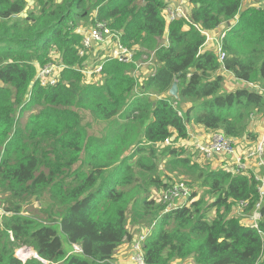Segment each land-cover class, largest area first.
<instances>
[{
  "label": "trees",
  "instance_id": "16d2710c",
  "mask_svg": "<svg viewBox=\"0 0 264 264\" xmlns=\"http://www.w3.org/2000/svg\"><path fill=\"white\" fill-rule=\"evenodd\" d=\"M187 1L188 22L166 25L167 0H38L37 12L27 13V0H0V210L11 214L0 215V264H114L116 250L131 241L128 217L147 226L157 220L142 248L147 264H264V199L258 210L263 237L235 212L240 202L246 204L241 215L255 211L253 178L199 166L182 148L162 146L188 140L189 126L232 140L256 138L249 126L254 115L264 117V1L245 9L239 0ZM235 19L220 63L205 47L206 33ZM95 21L120 32L137 60L154 53L158 68L143 82L140 98L133 95L131 66L106 63L99 85L83 84L73 69L85 57H79L82 35L72 25ZM165 34L168 46L162 47ZM55 56L66 67L59 84L31 85L35 64L45 66ZM221 73L244 86L223 92ZM174 82L178 101L167 96ZM31 108L38 111L21 124ZM86 118L105 125L101 139L88 135ZM163 155L173 170L198 175L213 198L207 207L194 201L162 214V205L149 199L150 188H166L158 176ZM63 176L70 178L66 191ZM195 196L192 190L191 200ZM46 197L55 201L41 210L47 224L23 216L31 200ZM61 235L81 253L67 252ZM21 248L39 260L22 263L15 256Z\"/></svg>",
  "mask_w": 264,
  "mask_h": 264
},
{
  "label": "built area",
  "instance_id": "2783aa9c",
  "mask_svg": "<svg viewBox=\"0 0 264 264\" xmlns=\"http://www.w3.org/2000/svg\"><path fill=\"white\" fill-rule=\"evenodd\" d=\"M239 1L243 5L246 0ZM187 5V0H175L173 4H167L162 13L165 24L169 25L172 22L180 20L188 22V11L186 9ZM87 28L89 29L85 30ZM87 28L77 31V33L82 35L79 57H86L87 52L91 49L97 47H101V49L96 51V57L92 63L94 66L92 68L89 66V62L87 61H84L82 66L73 68L84 78L83 84H101L103 82L102 72L104 65L109 62L133 67L130 77L135 83L136 77L140 72L143 71V68L147 64L155 62L154 53L143 54L140 59L137 60L135 52L122 44L121 33L110 30L106 23L95 21V24L92 27ZM227 31L228 30L222 32L214 40V52L220 63L226 58V54L223 51L222 42ZM160 45L162 47L168 46L166 34L163 38L162 44ZM35 66L37 73L34 75L31 85L37 83L42 88L54 87L59 84L61 80V73L64 69H66V67L60 62H51L45 66H38L35 64ZM154 73L150 74L149 76L154 75ZM92 74L96 76L95 84L94 80L91 79ZM135 87L133 95L135 97H140L142 95V91H140L141 86L136 92ZM249 87L255 90H260L258 87H254L251 84ZM260 92L263 91L260 90ZM144 95L151 96L149 94ZM172 107L175 109L176 104L173 103ZM176 112L178 116H181L180 110ZM188 137L194 140L193 143L195 150L199 153L205 163H212L214 169H220L222 172L230 175L231 177L249 175L256 178L255 182L258 185L257 193L259 202L254 207L255 211L246 216L241 215L243 209L246 207V204L244 202H240L235 212L238 216L246 220V225H248L251 230L263 237L259 228L262 218L258 210L260 208L261 201L264 199V179L261 178V175H264V130L257 139L256 144L254 143L255 141L253 142L254 144H247L246 140L248 139L245 137H243L241 140H232L220 132L208 133L205 138H198V136L193 137L188 132ZM163 145L171 146L174 144L171 142V140H166L162 146ZM191 195L192 190L182 183L167 185L166 188L161 192L158 199L159 203L163 206L162 214H168L184 207H189ZM0 215L11 216L10 213H6L4 211H2ZM156 222L157 220H154L148 227L143 228V232L132 242V264H147L144 260L142 248L145 239L154 229ZM72 253L80 254L81 250L79 246H73ZM261 259L264 260V250Z\"/></svg>",
  "mask_w": 264,
  "mask_h": 264
},
{
  "label": "rangeland",
  "instance_id": "374dc122",
  "mask_svg": "<svg viewBox=\"0 0 264 264\" xmlns=\"http://www.w3.org/2000/svg\"><path fill=\"white\" fill-rule=\"evenodd\" d=\"M37 1L38 0H27V5H26V8H25V13L27 12H37ZM262 6V4L260 5ZM259 6V7H260ZM24 17V13L20 14V16L18 18H22ZM86 25H84L83 23H78L76 26L72 25V29H78V30H82V29H85ZM87 28V27H86ZM89 28L85 29V30H88ZM83 30V31H85ZM163 42V39L159 41L160 44H162ZM99 49H101V47H97V48H94V49H91L87 52L86 54V57L84 58V61H87L89 62V66L92 68L94 65L92 64L94 62V58H95V55H94V51H98ZM53 59V62L54 63H57L59 62V59L57 56L55 57H52ZM158 68V65L155 63H150V64H147L144 68H143V71L139 73V75L136 77V82H135V92L139 90V87L142 86L143 82L148 78L150 77L149 75L156 72ZM91 79L94 80V84L96 83L95 82V79H96V76L94 74H92L91 76ZM103 80V78H102ZM84 81V78L82 77V83ZM241 86H244L243 84H240ZM225 86V85H224ZM240 87V86H239ZM250 88V87H249ZM229 89H232V86H230L229 84L226 85V87H224L223 91H227ZM262 91L264 89H261ZM141 97V96H140ZM140 97H137V98H140ZM38 111V108H31L30 110H26L23 114V116L21 117L20 119V123L24 124L26 119L33 115L34 113H36ZM18 114L19 113V110L17 112V117L19 116ZM256 115H254L252 118H251V122L252 121H255L256 118H255ZM261 116V115H260ZM263 115L261 116L260 118V121L257 122L258 125L262 126L263 127V122H264V117L262 119ZM115 119H118V118H115ZM91 122V119L90 118H86L85 120H83V125H90V127L87 128V132H88V135L89 136H95V137H98L99 139H101L105 132H106V129L107 128H104V124L103 125H96L94 123H90ZM254 123V122H253ZM191 129V130H190ZM264 129V128H263ZM189 132L191 133V135L193 137L195 136H198L196 133H192L193 131V126H189ZM187 130V131H188ZM173 140H175V138H173ZM194 140L190 137H188V140L186 141H177L174 143V145L172 146L173 148L174 147H177V148H182L183 150H185L186 154L188 155V157L193 161L195 162L197 165H203V164H207L205 163V161L201 158V156L199 155V153L195 150V147H194ZM257 140H255V144H256ZM253 143V144H254ZM252 144V145H253ZM164 147H169V146H166V145H163ZM83 158V156L81 157V159ZM158 164H159V178L160 180H163V182L166 183V186L169 185V184H184L186 186H188L191 190H193V192L196 193V196L194 197L193 200L190 201V204L194 201H198L201 203L202 205V208H205L207 207L211 201H212V197L210 195H208L207 193V190L203 187L200 186V183H201V179H197L198 175L196 174L194 177H191V176H188L187 174L181 172V170H173L171 167H168L167 163L170 161V158L169 157H165L164 155L163 156H159L158 157ZM80 164V161L77 163V166ZM209 165V168L212 169L213 165L212 163L211 164H208ZM76 166V167H77ZM75 167V168H76ZM82 169L83 166H82ZM253 178L254 181H256V178L254 176H251ZM261 178L264 179V175H261ZM198 180L197 182L195 181ZM60 185L63 187L64 191L67 190L68 188V185H69V182H70V178L68 177H61L60 179ZM162 188L160 190H155L153 188H150L149 191H148V195H149V199L150 200H153L154 202L159 203L158 199H159V196L162 192ZM1 196H0V200H1ZM55 201L53 199H47L44 198L43 200H38V199H33L29 202V204L24 208L25 209V213L23 214V216H26V217H30V218H36L37 220L41 221L43 224H47V218L41 214V210L45 209V208H48V207H51V206H54ZM190 206V205H189ZM2 212V210H0V213ZM30 214H32L33 216H30ZM232 216H234L233 214H231ZM140 220L139 219H132L130 217H128L127 219V223H126V227L131 235V241L126 243L127 241L124 242V244L119 247L114 256H113V263L114 264H117L116 263V259H118L119 257L125 255L126 256V263H131V256H132V252H131V245H132V242L143 232V228H146L148 227L146 224L149 223L146 222V224H142V223H139ZM55 227L57 229H59L58 227V224H55ZM61 239L63 241V246L66 248L67 252H71L72 253V248L70 247H67L66 244H65V241H64V237L61 235ZM70 248V249H69ZM31 250L30 248H21V249H18L16 251V257L22 262L24 263L26 260L28 259H31V258H35V254L33 253V251L31 250V253L28 257L26 256V250ZM121 251V254L122 255H117V253ZM117 255V256H116ZM176 261H179V262H182V263H185V262H192L191 260L187 259V260H175L173 261L171 264H173L174 262Z\"/></svg>",
  "mask_w": 264,
  "mask_h": 264
},
{
  "label": "crops",
  "instance_id": "0c3cea01",
  "mask_svg": "<svg viewBox=\"0 0 264 264\" xmlns=\"http://www.w3.org/2000/svg\"><path fill=\"white\" fill-rule=\"evenodd\" d=\"M263 1L264 0H246L243 3V5H242V9L249 8V7L250 8H258L263 3ZM167 2H168V4H173L175 2V0H167ZM186 9H187V11H189V6L188 5H187ZM234 25H235V20H234V22H229V23H226V24L221 25L215 31H212L210 33H206V35L208 37V40L206 42L205 47H207L209 50H214V40L222 32H224L225 30H229ZM94 55L96 57V50L94 51ZM221 74L225 78V83H224L225 86L223 85V89H224V87H226L227 84H229L230 86H232V89H229V90L223 91V92H230V91L238 88L239 86H241L239 84V82H237L230 73H221ZM255 118H256V120L255 121H252L250 123L249 130L256 136V138L255 139H251V140H246V143L247 144L253 143L255 140H257L260 137L262 131L264 130L263 129L264 128V122H263V127L257 124V122L260 121V115L259 116H255ZM188 129H189V127H188ZM188 132H189V130H188ZM190 132H189V134H191ZM192 133H196V134L198 133L197 134L198 135V138H205V136L208 135V133L205 132L202 128L195 127V126H193ZM212 169H214V167H212ZM128 242H130V241H127L126 243H128ZM117 255H122L121 254V251H119L117 253ZM131 261H132V257H131ZM116 263L117 264H131V263H126V256L125 255L119 257L118 259H116ZM173 264H193V262H185V263H182V262L176 261Z\"/></svg>",
  "mask_w": 264,
  "mask_h": 264
},
{
  "label": "water",
  "instance_id": "95a60500",
  "mask_svg": "<svg viewBox=\"0 0 264 264\" xmlns=\"http://www.w3.org/2000/svg\"><path fill=\"white\" fill-rule=\"evenodd\" d=\"M61 0H58V2H60ZM29 90H31L30 88H29ZM179 89H178V86H177V82H174L173 84H172V86H171V88L169 89V91H168V93H167V96L169 97V98H172V99H174V100H176V101H178V99H179ZM35 259H38L37 257H35ZM39 260V259H38Z\"/></svg>",
  "mask_w": 264,
  "mask_h": 264
},
{
  "label": "bare ground",
  "instance_id": "6f19581e",
  "mask_svg": "<svg viewBox=\"0 0 264 264\" xmlns=\"http://www.w3.org/2000/svg\"><path fill=\"white\" fill-rule=\"evenodd\" d=\"M30 253H31V250H28V249H27V250H26V254H27L26 256H27V257H28V255L31 256ZM36 257H37V256H36Z\"/></svg>",
  "mask_w": 264,
  "mask_h": 264
},
{
  "label": "clouds",
  "instance_id": "9594fccd",
  "mask_svg": "<svg viewBox=\"0 0 264 264\" xmlns=\"http://www.w3.org/2000/svg\"><path fill=\"white\" fill-rule=\"evenodd\" d=\"M149 97H152V96H149ZM160 205H161V204H160ZM189 205H190V204H189ZM162 210H163V206H162ZM152 222H153V221H152ZM152 222H151V223H152ZM35 256H36V255H35Z\"/></svg>",
  "mask_w": 264,
  "mask_h": 264
}]
</instances>
